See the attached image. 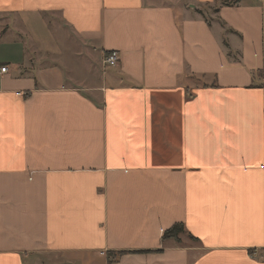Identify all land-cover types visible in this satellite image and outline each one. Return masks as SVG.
Segmentation results:
<instances>
[{
    "label": "crops",
    "instance_id": "1",
    "mask_svg": "<svg viewBox=\"0 0 264 264\" xmlns=\"http://www.w3.org/2000/svg\"><path fill=\"white\" fill-rule=\"evenodd\" d=\"M4 65L0 264H264V0H0Z\"/></svg>",
    "mask_w": 264,
    "mask_h": 264
},
{
    "label": "built area",
    "instance_id": "2",
    "mask_svg": "<svg viewBox=\"0 0 264 264\" xmlns=\"http://www.w3.org/2000/svg\"><path fill=\"white\" fill-rule=\"evenodd\" d=\"M120 61V53L119 51H110L105 57H104V64L107 66H117ZM9 70V68L4 65L0 67L1 73H6Z\"/></svg>",
    "mask_w": 264,
    "mask_h": 264
},
{
    "label": "trees",
    "instance_id": "3",
    "mask_svg": "<svg viewBox=\"0 0 264 264\" xmlns=\"http://www.w3.org/2000/svg\"><path fill=\"white\" fill-rule=\"evenodd\" d=\"M185 231L183 223H175L170 229L165 231L164 239L180 240V235Z\"/></svg>",
    "mask_w": 264,
    "mask_h": 264
},
{
    "label": "rangeland",
    "instance_id": "4",
    "mask_svg": "<svg viewBox=\"0 0 264 264\" xmlns=\"http://www.w3.org/2000/svg\"><path fill=\"white\" fill-rule=\"evenodd\" d=\"M31 26H33L32 27V29L34 30V31H36V33L39 35V36H41L40 38H43L44 40H45V42L49 39V36H48V32L46 31V29L43 27V25H40V24H38V23H34V24H32ZM50 40V39H49ZM52 41V40H51ZM52 43H56V42H54V41H52ZM57 44V43H56ZM76 55L77 56H79L78 55V53H76ZM102 69H105V67L107 66V65H105L104 63H103V59H102Z\"/></svg>",
    "mask_w": 264,
    "mask_h": 264
}]
</instances>
